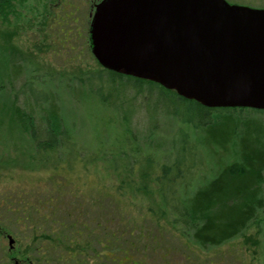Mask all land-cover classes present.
I'll use <instances>...</instances> for the list:
<instances>
[{
    "label": "rangeland",
    "instance_id": "rangeland-1",
    "mask_svg": "<svg viewBox=\"0 0 264 264\" xmlns=\"http://www.w3.org/2000/svg\"><path fill=\"white\" fill-rule=\"evenodd\" d=\"M98 1L14 0L10 11L0 10L1 209L6 210L22 192L42 195L49 191L51 185H48L50 177L40 157L35 155L30 135L21 133L15 122L16 91L23 82L34 79L33 87L54 94L66 131L80 148L96 156L99 164L92 163L84 171L81 163L74 164L75 171L71 177L79 183L70 188L77 190L79 195L85 193L87 198L90 190L99 186L108 194L120 197L121 184L132 182L137 187L140 184L142 190L129 192V189L124 195L125 205L131 214L138 217L151 212L154 216L161 214L159 217H163L162 214L166 212L160 224L165 228L162 244L148 249L149 264H264V216L236 239L204 250L190 238L180 236L182 227L175 223L176 216L169 209L161 210L157 186L151 181L160 174L155 168L166 161L173 143H177L179 152L184 144L194 145L198 151L201 170L191 184L188 191L191 193L216 172L214 164L218 159L203 147V140L206 138L213 144L214 128H218L219 133L226 126L238 129L237 121H216L212 126L195 129L189 122L198 123L202 118L195 116L198 109L194 105L147 84L133 82L117 87L106 86L100 93L110 98V104L98 98L89 85L92 83L93 88L99 89V82L94 77L88 83L89 77L101 68L91 54L88 43L91 7ZM254 1L261 7L264 5V0L251 2ZM70 13L73 15L66 20L67 23L60 24L59 18ZM69 28L73 29V34L66 42L64 37ZM15 67L20 68V74H16ZM19 101L21 106L27 102L24 96ZM247 116L252 127L257 125L264 128V115L256 113ZM244 126L241 124V127ZM233 147L232 159L235 160L237 147ZM135 154L142 163L137 165L140 170L134 178L125 174L120 163L115 166L109 162L114 157L121 162L122 156ZM180 157L181 154L174 158ZM187 157L192 165L193 158ZM147 159L151 163L143 162ZM148 172L150 176H145ZM171 197L172 194L169 199ZM101 199L105 202L107 197L102 196ZM182 200L181 197L180 202ZM97 213L90 212L89 216H97ZM10 236L14 241V255L19 256V236L16 231L7 229L0 233V257L10 250ZM28 242L25 240L24 243ZM120 244L126 243L122 241ZM118 261L123 264L127 262L122 259ZM133 264L138 263L133 261Z\"/></svg>",
    "mask_w": 264,
    "mask_h": 264
},
{
    "label": "trees",
    "instance_id": "trees-1",
    "mask_svg": "<svg viewBox=\"0 0 264 264\" xmlns=\"http://www.w3.org/2000/svg\"><path fill=\"white\" fill-rule=\"evenodd\" d=\"M12 1L0 0V10L10 11ZM72 15L70 13L59 18L60 24L67 23L66 20ZM72 30L69 28L65 34L66 42L73 34ZM100 67L99 72L89 77L88 83L95 77L100 88H93L92 83L89 87L107 104H110V98L100 93L103 88L134 82L157 86L160 91L171 93L182 102L194 105L198 109L195 116L202 118L198 123L189 122L195 129L212 126L216 121H237L238 129L226 126L219 133L218 128H214L213 144L206 138L203 140V147L218 159L214 164L216 172L191 193L188 192L191 184L201 170L194 145L184 144L179 152L177 143H173L166 161L155 168L160 174L151 182L157 186L159 206L164 211L169 209L176 216L175 223L182 227L181 237L190 238L194 244L207 250L236 239L262 219L264 128L257 125L252 127L247 115H264V111L248 108L209 109L158 83L108 71L102 65ZM15 68L16 74H20V68ZM34 82V79L23 82L19 91H16L15 122L21 133L30 135L35 155L40 157L50 177L48 185H51L45 194L22 192L6 210L0 207V233L7 229L16 231L20 244L19 256H15L13 247H10L6 255L0 257V264H123L118 261L121 259L127 260L128 264H133V261L149 264L148 249L162 244L165 228L160 227V224L166 212L162 214L163 217H159L161 214L154 216L151 212L138 217L131 214L125 205L124 195L129 189V192L142 190L140 184L137 187L132 182L121 184L120 197L108 194L99 186L90 190L87 198L85 193L79 195L77 190L73 191L70 186L79 183L71 177L75 171L74 164L81 163L84 171L92 163L98 164L96 156L74 142L63 125L57 98L52 92L39 91L33 87ZM23 96L27 102L21 106L19 99ZM241 124L245 126L241 127ZM235 145L237 156L234 160ZM180 154L179 159L174 158ZM187 156L193 158L192 165ZM139 161L135 154L122 156L121 162L116 157L109 162L115 166L120 163L125 174L134 178L140 170L137 165L142 162ZM143 162L151 163L149 159ZM150 174L145 173V176ZM102 196L107 197L105 202ZM90 212L98 213L97 216H89ZM25 240L29 242L25 244ZM122 241L126 244H120Z\"/></svg>",
    "mask_w": 264,
    "mask_h": 264
},
{
    "label": "water",
    "instance_id": "water-1",
    "mask_svg": "<svg viewBox=\"0 0 264 264\" xmlns=\"http://www.w3.org/2000/svg\"><path fill=\"white\" fill-rule=\"evenodd\" d=\"M94 10L89 43L104 69L209 109L264 111V9L225 0H101Z\"/></svg>",
    "mask_w": 264,
    "mask_h": 264
},
{
    "label": "flooded vegetation",
    "instance_id": "flooded-vegetation-1",
    "mask_svg": "<svg viewBox=\"0 0 264 264\" xmlns=\"http://www.w3.org/2000/svg\"><path fill=\"white\" fill-rule=\"evenodd\" d=\"M100 1H98L95 4L92 5V7H91V13H90V19H91L92 15L95 13L94 8H95L96 4L99 3ZM243 1L244 0H240V1H238V0L237 1L226 0V2L228 4H232V5H238V6L242 5V6H246V7H249V8L252 7V8H256V9H264V5H262V7H261V6L257 5V3H255V1H254V3H252L251 1H253V0H247L248 3L246 1L245 2H243Z\"/></svg>",
    "mask_w": 264,
    "mask_h": 264
}]
</instances>
